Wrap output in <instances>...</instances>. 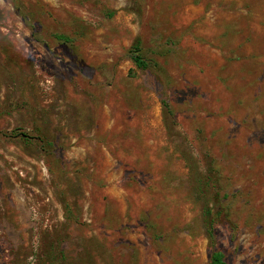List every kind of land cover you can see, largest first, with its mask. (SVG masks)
<instances>
[{"label":"rangeland","instance_id":"374dc122","mask_svg":"<svg viewBox=\"0 0 264 264\" xmlns=\"http://www.w3.org/2000/svg\"><path fill=\"white\" fill-rule=\"evenodd\" d=\"M212 248L264 264V0H0V264Z\"/></svg>","mask_w":264,"mask_h":264},{"label":"trees","instance_id":"16d2710c","mask_svg":"<svg viewBox=\"0 0 264 264\" xmlns=\"http://www.w3.org/2000/svg\"><path fill=\"white\" fill-rule=\"evenodd\" d=\"M131 60L134 62V64L139 68H145L146 67V60L143 58V55L140 51V47L137 45V43H134V46H132V49L130 50V56ZM19 136L23 137H29L30 135L24 133V132H18L16 133ZM38 138V137H37ZM223 196H226V194H223ZM219 199H223V197H219ZM203 216L205 224L208 228V235L212 241L214 238L213 235V219H212V212L210 207L204 206L203 208ZM209 264H227L224 255L220 250H217L215 248H212V251L209 255Z\"/></svg>","mask_w":264,"mask_h":264}]
</instances>
